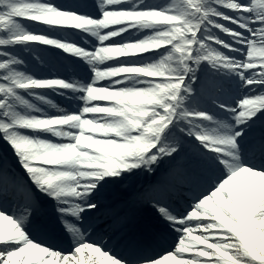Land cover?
<instances>
[{"label": "snow or ice", "instance_id": "6c2138e0", "mask_svg": "<svg viewBox=\"0 0 264 264\" xmlns=\"http://www.w3.org/2000/svg\"><path fill=\"white\" fill-rule=\"evenodd\" d=\"M0 264H264V0H0Z\"/></svg>", "mask_w": 264, "mask_h": 264}]
</instances>
